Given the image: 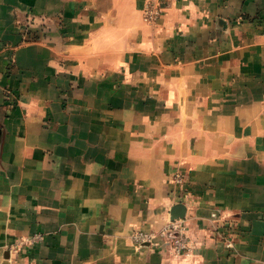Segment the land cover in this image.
<instances>
[{
	"label": "crops",
	"instance_id": "obj_1",
	"mask_svg": "<svg viewBox=\"0 0 264 264\" xmlns=\"http://www.w3.org/2000/svg\"><path fill=\"white\" fill-rule=\"evenodd\" d=\"M145 3L0 0V264H264V0Z\"/></svg>",
	"mask_w": 264,
	"mask_h": 264
},
{
	"label": "built area",
	"instance_id": "obj_2",
	"mask_svg": "<svg viewBox=\"0 0 264 264\" xmlns=\"http://www.w3.org/2000/svg\"><path fill=\"white\" fill-rule=\"evenodd\" d=\"M161 1L162 0H146L145 7H144V19L146 21H152V20L157 18V16L159 15V13L161 11L160 10L161 9V4H160ZM8 98H10L9 94L7 95V99ZM177 180H179V178ZM169 230H171V229H169V228L165 229V232H163V233H166ZM152 236L153 235H149L146 233L136 232L132 236V241L137 245L147 244V243L151 242ZM42 239H43L42 235L35 234L31 238H28V239H25L23 241L18 242L16 245V248H18V246L25 244V243L39 242ZM171 239H172L171 243L173 245V249H174L175 253H177V254L183 253L189 248V246L186 242L187 237H186L185 233L181 232L180 230H178V234L175 235L174 237H172Z\"/></svg>",
	"mask_w": 264,
	"mask_h": 264
},
{
	"label": "water",
	"instance_id": "obj_3",
	"mask_svg": "<svg viewBox=\"0 0 264 264\" xmlns=\"http://www.w3.org/2000/svg\"><path fill=\"white\" fill-rule=\"evenodd\" d=\"M163 1H165V0H163ZM171 217H172V219L177 218L178 214L172 211L171 212Z\"/></svg>",
	"mask_w": 264,
	"mask_h": 264
}]
</instances>
